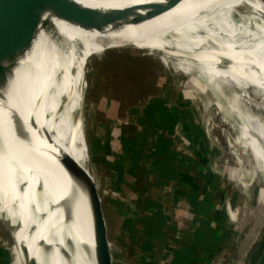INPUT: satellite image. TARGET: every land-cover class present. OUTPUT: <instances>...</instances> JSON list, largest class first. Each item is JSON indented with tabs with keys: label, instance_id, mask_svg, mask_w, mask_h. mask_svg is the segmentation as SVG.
I'll list each match as a JSON object with an SVG mask.
<instances>
[{
	"label": "rangeland",
	"instance_id": "374dc122",
	"mask_svg": "<svg viewBox=\"0 0 264 264\" xmlns=\"http://www.w3.org/2000/svg\"><path fill=\"white\" fill-rule=\"evenodd\" d=\"M232 23L236 45L249 46L257 41L253 23L233 18ZM79 46L83 67L93 56L117 53L126 46L159 49L151 35L129 27L84 38ZM191 67L162 52L139 53L113 62L96 61L89 66L85 82L82 78L79 101L86 88L90 155L111 236L123 264H163L172 250L169 264H220L234 233L242 249L262 234L264 169L249 144L251 111L231 79L238 100L228 87L210 84ZM253 102L264 108L259 98ZM106 127L143 142L146 175L157 172L162 179L160 189H156L160 193V203L154 207L157 211L152 216L149 209L143 210L141 229L135 230L133 237L119 229L127 201L136 200V190L127 198L121 187L114 189L102 157L104 150L91 149V143ZM129 150L139 153L136 148ZM5 187L10 190L6 183ZM149 190L143 189L145 198L151 197L153 189ZM1 197L0 264H22L19 247L1 215L16 223ZM194 217L201 218L197 227ZM43 264L53 263L47 257ZM231 264L238 263L235 260Z\"/></svg>",
	"mask_w": 264,
	"mask_h": 264
},
{
	"label": "bare ground",
	"instance_id": "6f19581e",
	"mask_svg": "<svg viewBox=\"0 0 264 264\" xmlns=\"http://www.w3.org/2000/svg\"><path fill=\"white\" fill-rule=\"evenodd\" d=\"M74 1L93 14H108L120 21L117 9L159 0ZM210 12L213 14L208 15ZM232 18L253 23L257 41L249 46L236 45V29ZM119 23L123 24L97 29L59 17L51 10L43 12L37 29L38 39L18 75L23 70L45 69L48 65L58 70L63 80L60 84L64 92L61 94L66 93L68 101L59 122H55L57 118L53 120L51 116L49 122H54V125L50 124V128L56 127L60 134L68 125H73L69 127L71 132L75 130L68 116L80 104L81 73L84 67L79 45L83 39L129 27L151 35L165 55L186 62L192 66L191 70H196L210 84L225 85L238 100L228 79L233 81L240 99L251 111L252 120L249 122L253 125V133L249 144L253 147L255 158L262 161L264 169V108L253 102L257 97L264 104V3L260 0H181L166 12L144 22L133 25ZM219 30L228 36L220 35ZM186 71L190 72V68ZM35 117L41 125L44 123L38 113ZM7 121L6 111L0 102V196L16 225L4 215L1 216L12 230L20 256L23 257V252L27 253L28 248L33 257L36 256L33 244L48 227L56 224V241L46 258L53 264H81L83 257L78 234L83 231L85 222L82 203L76 201V198L79 199V189L74 188L73 199L69 201L71 193L64 186V181L71 182L70 177L40 127L29 125L17 135L8 131ZM60 136H57V140L61 139ZM5 183L11 191L5 187ZM68 203L78 210L73 212L76 217L73 215L71 218L65 212Z\"/></svg>",
	"mask_w": 264,
	"mask_h": 264
},
{
	"label": "water",
	"instance_id": "95a60500",
	"mask_svg": "<svg viewBox=\"0 0 264 264\" xmlns=\"http://www.w3.org/2000/svg\"><path fill=\"white\" fill-rule=\"evenodd\" d=\"M180 1L159 0L131 5L124 9L119 8L117 13L121 20L117 21L108 14L105 16L93 14L74 0H0V102L8 117V131L18 135L29 125L40 127L42 133L53 145L60 164L70 177L71 182L64 181V186H67L68 192L71 193V197H68L69 201L73 199L74 188L79 189L80 195L76 201L82 203L84 208L82 215L85 222L82 226L83 231H80L81 236L78 234L80 252L83 257L81 264H123L111 236L108 212L90 155L85 121L86 88L83 89L79 106L75 107L68 116V120L75 126L74 132L69 130V127L73 125H68V128L61 130L60 134L56 127L50 128V124L54 125V122H49L51 116L53 120L57 118L55 122L60 121V115L64 112L68 101V95L61 94L64 92L61 90L63 80L58 70L48 65L45 69L33 68L32 71L24 72L23 70L20 75L18 74L26 65L27 58L34 49L38 39L37 29L41 23L42 14L46 10H51L59 17L72 19L87 27L104 29L108 26L119 27L123 24L119 22L130 25L144 22L166 12ZM260 1L264 3V0ZM210 14L213 13H208ZM156 52L162 51L141 46H126L117 53L96 55L84 64L81 77L85 82L89 66L96 61L113 62L139 53ZM53 111L55 113L51 114ZM36 113L44 119L42 125L37 121ZM57 136L61 139L57 140ZM78 153L84 157V160ZM77 157L81 158V161ZM75 211L78 210L73 209L72 204L68 203V206H65V212L71 218ZM138 213L137 206L135 209H127L126 223L134 225ZM130 229L134 233V226ZM56 237L57 225L54 224L48 227L42 237L33 244L36 256L33 257L29 248L27 253L23 252L22 264H43ZM14 240L16 243L15 237ZM241 247V241L237 233H234L220 264H231L235 260L238 264H264V228L259 239L255 238L248 248L246 245L243 249ZM172 254L173 250L163 258V264L171 262Z\"/></svg>",
	"mask_w": 264,
	"mask_h": 264
},
{
	"label": "crops",
	"instance_id": "0c3cea01",
	"mask_svg": "<svg viewBox=\"0 0 264 264\" xmlns=\"http://www.w3.org/2000/svg\"><path fill=\"white\" fill-rule=\"evenodd\" d=\"M127 127L128 129H130V125H128ZM112 130L113 129H109L108 127H106L104 133L97 137L93 143H91V149H95L97 151H100L101 149L104 150L103 154L100 153V155L102 154L103 159L106 160V165L108 166V168H106V172L107 175H110L112 177L110 183L112 185H115L114 189H118L119 187H121V192L127 198H130L129 195L133 194V189L136 190V200L127 201L129 206L125 210H123V222L119 229L122 234H127L133 237L134 233H132L131 235L130 227L134 226V232L135 230L137 232V230L141 229L139 223L144 219L143 215H141L143 213V210L145 211L146 209H149L148 211L150 212V214L152 216L155 215V212L157 210H154V207L155 209H157L158 204L160 203L159 199H157L160 193H157L156 189H160V183L162 179L157 176V172H154V174L150 173L149 175H146L144 165L145 163L142 157V154L144 152L143 142H140V140L136 139V137L133 135H123L122 130H118V132L116 133L112 132ZM115 137H117V140H115ZM132 147L134 149L136 148L139 153L135 152L134 150V153H131L129 149H133ZM125 159H128L129 161ZM127 162L130 163L127 164ZM155 184L157 185L155 186ZM143 189H150L149 191H152L153 189L150 198H145V196H143ZM133 204H135L139 208V213L136 218L135 224L131 226L129 222L126 223V211L129 208L135 209ZM151 209L154 211H151ZM199 218H193L196 227L199 225ZM185 234L186 231L182 236H185Z\"/></svg>",
	"mask_w": 264,
	"mask_h": 264
}]
</instances>
